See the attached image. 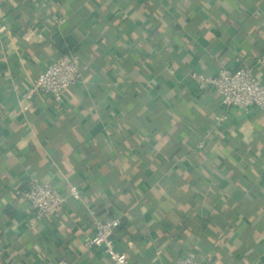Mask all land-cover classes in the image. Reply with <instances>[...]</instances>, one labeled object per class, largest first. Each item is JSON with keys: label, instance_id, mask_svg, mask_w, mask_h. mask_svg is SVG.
<instances>
[{"label": "crops", "instance_id": "1", "mask_svg": "<svg viewBox=\"0 0 264 264\" xmlns=\"http://www.w3.org/2000/svg\"><path fill=\"white\" fill-rule=\"evenodd\" d=\"M69 52L82 80L25 109ZM260 55L264 0H0V264H112L85 245L95 214L121 220L131 264H264V111L226 109L191 76L264 81ZM33 180L66 197L56 216L36 219Z\"/></svg>", "mask_w": 264, "mask_h": 264}, {"label": "built area", "instance_id": "2", "mask_svg": "<svg viewBox=\"0 0 264 264\" xmlns=\"http://www.w3.org/2000/svg\"><path fill=\"white\" fill-rule=\"evenodd\" d=\"M259 64H264V55L257 58ZM200 88L213 86L221 95L222 104L226 109L238 108L244 111L257 109L264 111V81H262L255 66H240L234 69L222 67L216 75L192 73ZM82 80L81 59L73 52L65 53L52 61L35 77L30 88L23 94L25 109L36 94L43 92L51 95L59 103L64 101L65 92ZM227 114L217 117V124L227 120ZM205 141L199 142L203 148ZM35 212L37 220L56 216L63 208L66 197L49 182L33 180L21 193ZM71 194L80 198L76 187L71 188ZM121 225L119 218L103 219L95 214L94 234L86 236L87 248H101L111 259L112 264H131L126 252L118 249L115 235ZM58 264H69L62 260ZM164 264H199L197 254L189 251L184 257Z\"/></svg>", "mask_w": 264, "mask_h": 264}]
</instances>
